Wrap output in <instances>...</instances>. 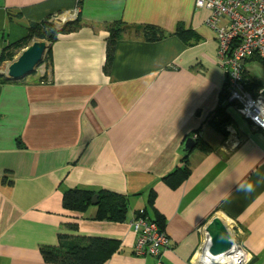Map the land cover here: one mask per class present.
I'll return each instance as SVG.
<instances>
[{
	"label": "crops",
	"instance_id": "1",
	"mask_svg": "<svg viewBox=\"0 0 264 264\" xmlns=\"http://www.w3.org/2000/svg\"><path fill=\"white\" fill-rule=\"evenodd\" d=\"M209 16L196 0H0V57L31 23H80L49 41L46 79L0 80V264H55L40 246L58 245L60 234L117 241L103 264H157L134 253L131 221L144 208L165 221L164 264H200L213 216L243 229L248 264H264V130L229 101ZM118 21L126 30L106 71L108 26ZM147 24L164 35L147 39ZM32 41L0 61L1 76ZM245 83L264 90L263 60H246ZM220 103L225 133L212 123ZM190 137L208 148L196 141L186 151ZM186 156L188 176L171 185L165 177ZM71 188L125 194L126 221L95 219L92 201L84 212L64 208Z\"/></svg>",
	"mask_w": 264,
	"mask_h": 264
},
{
	"label": "built area",
	"instance_id": "2",
	"mask_svg": "<svg viewBox=\"0 0 264 264\" xmlns=\"http://www.w3.org/2000/svg\"><path fill=\"white\" fill-rule=\"evenodd\" d=\"M196 5L210 11L207 24L216 32L218 56L227 74L229 101L235 102L245 118L264 130V90L254 94L245 83L246 60L257 57L264 61V0H196ZM224 20L226 23H222ZM131 226L136 234L135 255H149L157 264H164L163 252L170 247L167 233L143 209L135 215ZM228 228L233 245L214 264H248L251 254L242 243L243 229L233 225Z\"/></svg>",
	"mask_w": 264,
	"mask_h": 264
},
{
	"label": "trees",
	"instance_id": "3",
	"mask_svg": "<svg viewBox=\"0 0 264 264\" xmlns=\"http://www.w3.org/2000/svg\"><path fill=\"white\" fill-rule=\"evenodd\" d=\"M79 19L66 22L60 28L50 21L49 18L42 20L41 22L31 23L28 27V34L23 39L12 43L4 48V52L0 57V61L3 59L12 58V50L23 45H27L33 38L47 39L48 41H54L60 33H65L72 31L79 27ZM126 23L124 21H118L108 26L109 37L107 45V62L105 70L108 71L113 58L116 48L117 41L122 37L124 31L126 30ZM144 36L147 39H157L161 38L164 34L163 32L154 25H144L143 27ZM49 50L46 53L47 59H49ZM41 80L46 79V74L43 75ZM0 80L2 81H12L3 75H0ZM248 86L252 87L251 83ZM226 88L221 93V102L227 98ZM225 106L220 103V105L214 110V117H220L219 120L212 122L218 129L222 132L223 124L226 122L224 119ZM214 121V120H212ZM200 129L196 131H200ZM225 133V132H224ZM197 146L202 149H207L208 147L202 141L200 137L196 139ZM188 159L187 156L184 157V167L180 170L174 171L170 177H165L166 181L172 179L169 183L174 185L177 180H183L189 174L188 169ZM178 182V181H177ZM176 184V183H175ZM97 194V213L95 219H106L113 222H123L127 219L128 214V198L125 194L109 190L100 189L98 191L82 189V188H71L64 192L63 194V207L72 211H86L88 204L92 201L93 196ZM154 193L150 195V204H153ZM144 214L149 217L147 208H144ZM135 214H139V210ZM152 221L157 223L162 231H165V221L160 214H156L154 218L149 217ZM75 226V225H74ZM76 227V226H75ZM118 248V242L103 237H87V238H75L66 234L59 235V243L56 246L42 245L40 246V251L46 262L55 264H103Z\"/></svg>",
	"mask_w": 264,
	"mask_h": 264
},
{
	"label": "water",
	"instance_id": "4",
	"mask_svg": "<svg viewBox=\"0 0 264 264\" xmlns=\"http://www.w3.org/2000/svg\"><path fill=\"white\" fill-rule=\"evenodd\" d=\"M67 20H64L66 23ZM48 43L43 40L32 41L16 59L9 62L3 74L6 78L19 81L36 72L44 53L48 49ZM196 141L190 137L184 144V149H192ZM98 195L95 194L92 204H97ZM206 241L204 247L207 249V255L210 262H216L217 258L227 254L233 245L232 233L225 221L219 216H213L204 226ZM204 247L202 251L204 250ZM200 264H203L199 261Z\"/></svg>",
	"mask_w": 264,
	"mask_h": 264
},
{
	"label": "rangeland",
	"instance_id": "5",
	"mask_svg": "<svg viewBox=\"0 0 264 264\" xmlns=\"http://www.w3.org/2000/svg\"><path fill=\"white\" fill-rule=\"evenodd\" d=\"M50 21H52L57 26V28H60L64 24L63 20L50 19ZM33 39L34 40H43V41H46L47 43H49V41L47 39H40V38H33ZM48 66H49V60L47 59L46 54H45V56L43 57L42 61L40 62L39 66L37 68L36 75H38V76L45 75L46 71H48ZM31 76H33V75H31ZM38 78H40V77H38Z\"/></svg>",
	"mask_w": 264,
	"mask_h": 264
},
{
	"label": "bare ground",
	"instance_id": "6",
	"mask_svg": "<svg viewBox=\"0 0 264 264\" xmlns=\"http://www.w3.org/2000/svg\"><path fill=\"white\" fill-rule=\"evenodd\" d=\"M197 258L203 264H214V262H210L209 261V257L207 255V249H206V247H204V250L203 251L199 252Z\"/></svg>",
	"mask_w": 264,
	"mask_h": 264
},
{
	"label": "clouds",
	"instance_id": "7",
	"mask_svg": "<svg viewBox=\"0 0 264 264\" xmlns=\"http://www.w3.org/2000/svg\"><path fill=\"white\" fill-rule=\"evenodd\" d=\"M251 188H252L251 184H240V185H238L239 191H250Z\"/></svg>",
	"mask_w": 264,
	"mask_h": 264
}]
</instances>
